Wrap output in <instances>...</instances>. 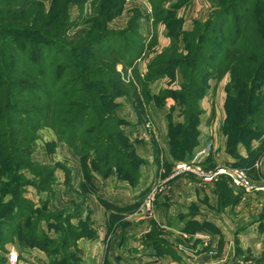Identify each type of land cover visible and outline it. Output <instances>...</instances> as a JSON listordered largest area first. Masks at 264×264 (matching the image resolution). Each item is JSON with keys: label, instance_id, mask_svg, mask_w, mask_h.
<instances>
[{"label": "rangeland", "instance_id": "obj_1", "mask_svg": "<svg viewBox=\"0 0 264 264\" xmlns=\"http://www.w3.org/2000/svg\"><path fill=\"white\" fill-rule=\"evenodd\" d=\"M95 1L72 0L69 9L72 24L65 39L76 45L84 40L99 39L100 45L109 50L113 49L109 53H118L115 54L119 60L116 67L124 84L135 86L137 96L133 98L129 94L120 96L109 106L115 110V115L119 119L112 130L121 131L119 139L122 142H118L117 145L128 151L126 166L129 174H121L116 167L108 174L104 163L100 168L97 166L99 164L94 163L97 160V149L81 154L79 152L81 140H78L76 148H73L67 142L60 140L53 128L49 126L39 128L30 156L33 166L11 176L12 188L9 191L12 192L7 197V201L12 204V208L5 214L11 217L8 227H15L16 222L13 217L17 211H24V219L18 235H14V231L0 234V237L5 236L7 240L0 249V264H10L9 255L12 251H16L20 256L18 264H93L97 260L96 254L94 255L93 250L83 242L95 236L105 214L109 215L105 222L106 249H110L109 245L112 244L114 249L131 247L132 252L135 249L155 251L158 259H151L143 264H166L163 261V256L166 254H173L175 258L182 260L187 258L194 260L199 252L204 251L200 250L202 247L196 245L199 238L185 236L166 228L158 216L160 205L170 197L177 180L189 177L196 183L212 184L224 177L228 190L222 195L218 190L219 200L264 194V191L248 192L235 186L230 176L226 174H219L215 179L207 181L193 172H185L168 180L176 162L196 159L206 171H215L220 166L246 168L249 169L253 181L264 182V179L258 175H252L250 171L252 166L246 165L247 161L244 160L248 151L257 147L259 143L257 139L248 144L241 142L237 150L240 158H236L228 151V140L223 146L222 141H217L216 138V131L218 132L216 121H221L223 113L225 117L222 120L226 119L224 104L230 74L220 81L211 79L209 91L201 100L204 111L195 127L194 138L199 145L203 137L205 145L198 150L196 145L184 159L173 158V164L170 163L169 166L162 162L165 150L172 155L169 140V134L173 131L171 126L174 129L180 128L185 125L187 119L184 114V98L177 97L178 93L184 92L181 89L182 74L179 68L162 70V67L169 63V57L172 55L174 60L188 55L184 33L192 31L197 23H205L213 13L221 9V11L231 9L228 14V18L231 19L232 15L237 14L233 7L238 4L242 7L243 0H113L118 13L112 19L93 13V7H97L92 5ZM196 1L204 7L196 8ZM49 2L50 0H46L47 5ZM253 3L256 4L257 0L245 4V9L248 7L250 11L254 7ZM131 21H136L140 25L139 32L145 40L144 51L132 64H125L121 62V56L125 55L121 39L123 37L133 39L125 30ZM168 23L170 25L172 23L173 38L167 36ZM212 28L216 29L215 24ZM173 43L176 44L174 52ZM61 57L59 53V58ZM125 57L128 58L127 53ZM149 74L158 76L148 81ZM262 90L264 91V85ZM138 98L142 104L138 103ZM260 125L264 130V122H260ZM224 135L227 139V135L225 133ZM111 141H117L116 136ZM207 148L208 154L204 155L203 152ZM220 150L223 154H229L232 160L219 163L216 153ZM237 162L240 165H236ZM108 180L113 183L115 181L126 183L127 189H118L120 197L121 192L126 195L120 198L117 191H113L112 199H118L116 201L119 203L104 202L103 207H97L95 204L96 198H99L100 187L105 188L104 184ZM97 185L100 186L99 190ZM143 185L145 187L141 189ZM152 190L155 191V196L153 211L149 213L144 210L143 201ZM133 199H136L135 203ZM224 203L230 204L232 201L227 200ZM225 207V205L220 206L221 209ZM242 209L245 218L249 219L254 217L258 206L254 204V207ZM196 212V209L190 211L191 215ZM95 215L98 218H95ZM229 219L223 224L227 238L220 235V239L223 237L222 248L225 244L227 249L230 241L236 242L237 236L240 237L237 231L242 232L243 223L233 222L231 219L230 222ZM34 224L37 230L36 236L29 241L28 234ZM241 237L240 241L244 242V235ZM203 241L202 245L207 247L205 249L209 255H214L217 246L213 245V240L206 237ZM108 254H103L101 264H113ZM241 258L245 259V256L242 255Z\"/></svg>", "mask_w": 264, "mask_h": 264}, {"label": "trees", "instance_id": "obj_2", "mask_svg": "<svg viewBox=\"0 0 264 264\" xmlns=\"http://www.w3.org/2000/svg\"><path fill=\"white\" fill-rule=\"evenodd\" d=\"M112 1L96 0L93 13L114 18L118 12ZM252 1L256 2L243 0L242 7H233L237 14L231 19L228 8L216 11L203 24L197 23L184 33L188 55L176 60L172 55L162 67L179 68L183 77L184 92L177 97L184 98L187 119L180 128L171 126L174 159H184L198 144L194 136L204 111L201 100L209 91V81H220L227 74L230 81L222 130L227 135L228 151L240 158L239 144L257 139V147L244 159L246 165L253 166L264 154V130L260 127L264 122V0H257L248 11L244 5ZM70 4L72 0H50L48 5L46 0H0V234L20 232L24 211H17L15 227H8L11 217L5 214L12 204L7 197L12 192L11 176L33 166L30 156L39 128H53L58 138L73 148L81 140V154L97 149L94 163L99 168L104 163L108 174L114 167L129 174L128 151L117 145L122 142L121 131L112 130L119 119L109 106L120 96H137L135 86L124 84L116 67L118 53H109L113 49L100 45L99 39L78 45L65 39L72 24ZM166 26L167 36L172 37V23ZM139 29L136 21L125 29L133 37L121 39L128 54V58L121 56L125 64H132L144 51ZM175 48L173 43V52ZM157 76L149 74L147 80ZM115 136L117 141H111ZM225 181L222 177L217 182L223 194L228 190ZM36 232L34 224L29 241ZM6 242L5 236L0 237V249Z\"/></svg>", "mask_w": 264, "mask_h": 264}, {"label": "crops", "instance_id": "obj_3", "mask_svg": "<svg viewBox=\"0 0 264 264\" xmlns=\"http://www.w3.org/2000/svg\"><path fill=\"white\" fill-rule=\"evenodd\" d=\"M195 7L203 8L204 6H200L199 2L197 3L196 1ZM217 83L218 82H216V84ZM205 108L207 109L208 107ZM224 117L223 113L222 119H224ZM222 119L215 123L218 128V132L216 131V138L217 141H222L223 146H225L227 139L222 129L220 130L221 123L224 121ZM201 139H203V141L201 144L197 145V150L205 145V139L203 137ZM216 154V159L219 163L232 160L229 154H223L221 150ZM162 162L167 163L168 166L173 162V157L169 151L165 150ZM256 163H258V166L255 165ZM250 171H252V175H258L264 179V154L255 161ZM108 182V184H104L105 188H103V186H96L97 190H99L100 187L99 198H96L95 204L97 207H103L104 202L107 204L119 203L116 201L118 199H112L113 196L111 192L117 191L116 193L119 196L120 193L118 189H124L126 187V183L124 182L120 183L115 181L113 183L110 180H108ZM144 185L140 188L143 189L145 187ZM218 190H220L222 195L221 188L217 183H196L195 180H191L189 177L180 178L176 181L170 197H167V199H165L166 202L160 205V213L158 216H160L159 218L166 228L182 233L185 236L198 237L199 239H197L196 245L198 244L199 247H202L200 250L203 249L204 251L199 252L194 260L188 258L182 260L175 258L173 254H166L163 256V261L166 264H264V194H248L249 196L254 195V197H235L233 199L221 198L219 200L217 194ZM124 195L126 194L121 192V197ZM135 200L136 199H133V203L136 202ZM227 200L232 201L234 205L232 203H224L225 201L227 202ZM220 204L226 207L221 209ZM254 204L258 206L256 214L249 219L245 218V213H242V208L245 207V209H247L250 206L254 207ZM259 206L262 208H259ZM195 209L197 212L191 215L190 211H194ZM108 216L109 215L106 214L103 215V219H101L102 222L96 219V221H99L102 225L97 230L95 236L83 242V244H87L93 250L92 253H94V255L96 254L97 260H95L93 264L103 263L102 256L105 253L106 255L109 253L108 256L112 258L113 264H143L148 260L158 259L156 252L152 251V249L148 251H139V249H135V251L132 252L131 247H117L114 249L112 244L109 245L110 249H106L107 244H104L106 241L105 238L107 237L105 222ZM95 218H98V216L95 215ZM229 218L233 220V222H243L241 225L242 232L240 233L237 231V234H240V237L237 236L238 239L236 238L238 242L237 240L236 242L230 241L229 248L227 249L224 244V249L221 244V239L226 237L225 226H223V224ZM220 235L223 236L221 239ZM241 235H244V242L239 239L242 238ZM206 237L212 239L213 245L217 246L216 253H213L214 255L212 256L209 255L208 251L205 249L207 247H203L202 245L204 242L203 238ZM242 255L245 256V259L241 258Z\"/></svg>", "mask_w": 264, "mask_h": 264}, {"label": "built area", "instance_id": "obj_4", "mask_svg": "<svg viewBox=\"0 0 264 264\" xmlns=\"http://www.w3.org/2000/svg\"><path fill=\"white\" fill-rule=\"evenodd\" d=\"M209 149H205L203 154L207 155ZM258 166V163L255 164ZM185 172H193L198 176L202 177L204 180L211 181L215 179L219 174H226L230 176L232 183L237 186L241 187L242 189L252 192V191H264V182L263 183H256L253 181L249 174V169L246 168H231L226 166H220L215 171H206L204 167L196 160L192 161H185L181 160L175 163L173 168V173L171 176L168 177L172 179L180 174ZM155 191L148 193L143 201V208L146 212L152 213L153 211V201H154ZM20 261V256L16 251H12L9 255V262L10 264H18Z\"/></svg>", "mask_w": 264, "mask_h": 264}]
</instances>
